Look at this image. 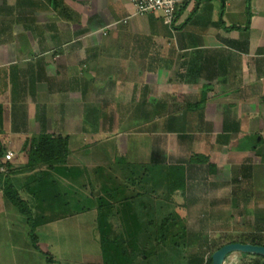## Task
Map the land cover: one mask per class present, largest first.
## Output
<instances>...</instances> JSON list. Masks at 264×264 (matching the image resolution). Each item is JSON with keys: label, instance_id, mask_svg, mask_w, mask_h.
Returning a JSON list of instances; mask_svg holds the SVG:
<instances>
[{"label": "crops", "instance_id": "obj_1", "mask_svg": "<svg viewBox=\"0 0 264 264\" xmlns=\"http://www.w3.org/2000/svg\"><path fill=\"white\" fill-rule=\"evenodd\" d=\"M22 13L23 26L32 39L28 49L37 50L38 56L26 58L23 68L16 65L13 52V57L0 61V66H7L1 71L7 75L11 88L12 80L21 81L23 75L31 72L27 65L36 64L38 76L52 86L46 85L43 100L36 99L39 95L34 85L29 99L24 93L22 97L18 94L14 103L21 102L19 99L33 105L41 102V106L49 107L47 111L56 107V113L59 103H63L66 112L70 108L77 114H119L122 103L149 105V96L152 103L155 98L162 102V107L173 104L172 113L180 109L192 113L190 123L198 125L199 131L188 138L180 133L181 128L168 131L165 139L175 146L181 139L188 140L183 153H176L178 146L168 151L172 158L185 160V151L194 144L200 148L195 153L206 159L216 158L217 170H224L222 175L218 172L219 176L236 172L234 176L239 177L243 173L246 180L232 185L231 190L241 197L240 201L254 203L256 185L264 194V183L254 184L249 174L251 165L264 171V0H182L170 25L164 23L160 12L133 14L128 0H0V16L17 18ZM12 66L17 69L13 77ZM34 73L37 72L32 71L31 75ZM77 80L81 84L76 85ZM145 90L150 95L142 98L141 91ZM24 91L27 93L25 86ZM73 91L76 93L72 95ZM32 94L35 96L31 98ZM129 107L125 112L130 111ZM74 119L83 120L79 115L70 120ZM117 119L116 116V122ZM20 132L9 131L12 137ZM28 132L26 128L22 133ZM5 142L0 140L1 145H15L14 141ZM3 189L0 186V211L12 205ZM253 205L249 209L264 211V196ZM246 209L247 215L243 214L247 218L240 219L242 229L237 234L256 233L262 241L264 214L251 220ZM90 221L89 226L94 227L96 220ZM69 225L72 227L67 230L79 233V228L74 227L78 222ZM9 231L15 238L12 229ZM252 237L255 236L248 238ZM163 241L159 240V244ZM46 247L50 253L47 262L52 263V256H59L60 251ZM77 247L78 258L61 260H67V264H105L99 239L86 244L85 250L79 248L81 245ZM188 250L186 264H205L207 258L201 249L193 245ZM260 257L232 252L223 264H264ZM125 263L137 264L129 258Z\"/></svg>", "mask_w": 264, "mask_h": 264}, {"label": "rangeland", "instance_id": "obj_2", "mask_svg": "<svg viewBox=\"0 0 264 264\" xmlns=\"http://www.w3.org/2000/svg\"><path fill=\"white\" fill-rule=\"evenodd\" d=\"M6 9L7 7L4 8ZM23 18V13L17 18L0 16V56L3 57L0 61H7L13 57L14 52L18 62L16 65L25 68L27 61L24 60L38 56V53L37 50L32 51L35 53L33 55L34 53L28 49L32 39L25 30V24L23 26ZM27 66L31 72H37V75L35 73L31 75L29 72L22 76L21 81L12 80L11 88L8 86L7 75H3L1 71L7 66H0V140L15 142L14 146L0 144V149L3 150L2 153L7 150L13 153L9 160L14 170L10 179L20 197L29 203L33 218L36 220L43 216L48 218V221L34 230V235L38 239L35 247L27 234L28 223L25 216L13 205H10L9 209L1 210L0 264H67L68 261L61 258L69 256L78 258L80 252L78 245H81L80 249L85 250L86 244H92L95 239H99L100 243L97 208L93 207L94 200L90 198L92 190L95 196L100 195V200H97V203L101 204L99 218L104 215L111 223V237L118 233L121 235L120 240L123 243L119 248H123L125 252L127 250L129 255L124 257L125 254H122L123 257L116 258V264H126L125 260L128 258L130 262L137 264H186L189 263L188 247L193 245L201 249L207 258L217 243L225 244L230 240H240L242 236L237 234V230L242 228L238 223L240 219L243 221L242 218H247L245 216L247 214L244 213L247 207L251 220H254V217L257 220L264 214L262 209L256 210L254 207L249 209L250 206H254L256 199L262 200L264 196L259 191V185L253 186V190L257 191L252 193L254 203L240 201L241 197L231 192L232 185L241 184L246 180L243 173L239 177L236 174L234 176L236 172L231 176L226 174L221 176L224 170L222 168L217 170L216 158L212 161L213 159H206L203 154L195 153L199 152L200 148L194 144L185 151L187 156L185 160H180V157L172 158L168 154L169 150H174L177 146L176 153L179 151L183 153L188 141L181 139L182 142L175 146L165 139L168 137V131L181 128L180 133L187 138L196 130L195 133H198V125L195 127L190 123L192 113H185L181 109L178 113H172L173 104L162 107V102L158 103L156 98L152 103L153 98L150 96L147 98L149 105L141 106L140 103H136L135 107L133 102L122 103L119 114L107 112L77 114L72 113L70 108L66 112L63 103L57 106V113L56 107H51L47 111L49 107L41 106V102L33 105L19 99L21 102L17 104L13 100L17 98L16 95L19 98V95L22 97L24 93L29 99L34 85L37 87L35 92L39 95L36 97L38 100L44 99L42 97L47 91L46 85L52 86L50 81H45L46 78L38 76L36 64ZM15 68L16 66L11 67L12 77L14 72H17ZM79 84L81 82L77 80L76 85ZM141 92L142 98L145 94L150 95V91ZM74 93L76 92L73 91L72 95ZM33 96L35 94H32L31 98ZM128 105L131 106L128 108L130 111L125 112ZM77 115L83 120H70ZM112 116L113 118L109 120ZM26 128L29 132L23 134ZM15 129L22 132L12 137L9 131ZM42 131L68 136L69 153L66 163L73 168L80 167L84 170L83 173L74 176L75 180L58 175L44 164L31 165L27 162L29 145L25 142ZM196 154L198 156L195 157ZM99 168H103L105 180L99 176ZM48 172V180L54 178L58 182L57 188L64 194L60 203L52 206L53 210L50 205L54 198L45 181ZM143 173L146 177L142 176L143 180L139 183L138 180ZM249 174L254 184L264 183V171L260 167L251 165ZM3 176L4 174L0 173V178ZM128 177L134 178L132 183ZM101 184L103 189L100 187ZM29 189L31 191L33 189V196L27 193ZM75 205L77 207H74ZM66 206H70L67 212H62ZM81 206L90 209L82 210ZM240 212L242 215L239 217ZM94 219L95 226L90 227L89 222ZM71 222L79 223L78 226H74L76 229L79 228V233L67 230L72 227L69 225ZM101 224L102 228L108 226L103 225L104 222ZM9 228L12 229L15 238L14 236L11 238ZM90 235L94 236V239ZM251 236L258 239L256 233L244 234V237ZM261 237L264 243V234ZM164 238L165 240L159 244V240ZM46 245L60 251L59 256H52V263L47 262L50 253ZM194 259L197 260L196 257Z\"/></svg>", "mask_w": 264, "mask_h": 264}, {"label": "trees", "instance_id": "obj_3", "mask_svg": "<svg viewBox=\"0 0 264 264\" xmlns=\"http://www.w3.org/2000/svg\"><path fill=\"white\" fill-rule=\"evenodd\" d=\"M25 144L29 145L28 152H27V162L31 165L44 164L48 167L49 170H52L58 175L65 176L67 179H71V180H75L74 176L80 174L81 172L82 173L84 172V170L81 169L80 167L73 168V166L71 167L66 163L67 155L69 153V147H68L69 141H68L67 135H61V134H55L52 132L42 131L38 133L37 136L32 137L29 140H27ZM2 151L3 150L0 149V167H3V170L0 171V173H3L4 176L0 178V186L4 188L3 194H4V197L7 199V201L10 204H12L21 215L25 216L26 222L28 223V233L27 234L30 237L31 241L34 242L33 246L36 247L37 237L34 235V230L36 229L37 226L48 221V218H45L43 216L36 220L33 218L29 203L20 197V194L18 190L15 188L13 181L10 179V176L13 174L14 170H12L13 168L11 166V163L4 159L5 151L3 153ZM196 156L198 155L196 154L195 157ZM142 166L144 167L145 165H142ZM98 173H99V176L103 180L104 178L103 168H99ZM48 174L49 172L46 175L47 178L45 181H46V186H49L51 195L54 198L53 203L50 205L52 209V206L58 205L60 203L61 199L64 198L63 197L64 194L57 188L58 182L55 181L54 178L51 180H48ZM142 176L146 177V175L143 173L140 179L138 180L139 183L142 182L143 180ZM128 179L131 183L134 180V178L132 177H128ZM55 182H56V185H55ZM100 187L103 189L102 184ZM28 192L30 193V195L32 194L33 196V189L32 191L29 189L27 193ZM90 198H93L94 200L93 207H95V209L97 208V213L99 214L101 211V204L97 203V200H100V195L95 196L94 190H92ZM69 207L66 206V208L62 210V212H65V211L67 212ZM74 207H77V205H75ZM81 209L82 210L90 209V207L81 206ZM98 214H97V219L99 220V222L98 221L97 222H98V228L100 232V247H101V251L103 255V262L105 264H116L115 262L116 258L119 259L120 257H123L122 254H125L124 257L129 256L128 252L127 250L125 252L123 248H119L120 245L123 243V242L121 243V240H120L121 235H119L118 233V235H114V237L113 236L111 237L110 236L111 223L107 221L104 215H102L99 218ZM103 222L105 223L103 225L105 226L108 225V226L102 228L101 223ZM230 242L251 243V244H257V245L264 246V243L260 239H256L255 237H252L251 239H249L248 237L242 236L240 240H235V241L230 240ZM222 245L224 244L217 243L214 251L218 249L219 247H221ZM112 248H114L115 250V254L113 255H112ZM213 252L209 254L205 264H211V255ZM254 256L260 257L257 255H254ZM260 258H264V257L261 256Z\"/></svg>", "mask_w": 264, "mask_h": 264}, {"label": "built area", "instance_id": "obj_4", "mask_svg": "<svg viewBox=\"0 0 264 264\" xmlns=\"http://www.w3.org/2000/svg\"><path fill=\"white\" fill-rule=\"evenodd\" d=\"M133 6V14L143 15L150 12L160 11L164 23L170 25L174 19L178 4L182 0H128ZM13 156L10 150L4 154V159L9 161ZM3 167H0V171Z\"/></svg>", "mask_w": 264, "mask_h": 264}, {"label": "water", "instance_id": "obj_5", "mask_svg": "<svg viewBox=\"0 0 264 264\" xmlns=\"http://www.w3.org/2000/svg\"><path fill=\"white\" fill-rule=\"evenodd\" d=\"M232 252H242L264 257V246L240 242L225 243L212 253L211 264H223L226 256Z\"/></svg>", "mask_w": 264, "mask_h": 264}]
</instances>
